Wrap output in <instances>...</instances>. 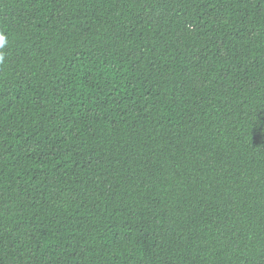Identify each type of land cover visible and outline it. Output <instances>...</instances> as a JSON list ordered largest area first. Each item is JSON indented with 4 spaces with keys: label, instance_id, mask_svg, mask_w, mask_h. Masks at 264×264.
Wrapping results in <instances>:
<instances>
[{
    "label": "trees",
    "instance_id": "16d2710c",
    "mask_svg": "<svg viewBox=\"0 0 264 264\" xmlns=\"http://www.w3.org/2000/svg\"><path fill=\"white\" fill-rule=\"evenodd\" d=\"M0 264H264V0H0Z\"/></svg>",
    "mask_w": 264,
    "mask_h": 264
},
{
    "label": "clouds",
    "instance_id": "9594fccd",
    "mask_svg": "<svg viewBox=\"0 0 264 264\" xmlns=\"http://www.w3.org/2000/svg\"><path fill=\"white\" fill-rule=\"evenodd\" d=\"M4 43H5V37L3 35H0V47H3ZM2 59H3V56L0 55V60Z\"/></svg>",
    "mask_w": 264,
    "mask_h": 264
}]
</instances>
